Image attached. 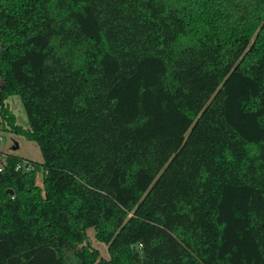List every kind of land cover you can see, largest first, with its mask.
Returning a JSON list of instances; mask_svg holds the SVG:
<instances>
[{
  "label": "trees",
  "instance_id": "obj_1",
  "mask_svg": "<svg viewBox=\"0 0 264 264\" xmlns=\"http://www.w3.org/2000/svg\"><path fill=\"white\" fill-rule=\"evenodd\" d=\"M0 116V264H264V0H0Z\"/></svg>",
  "mask_w": 264,
  "mask_h": 264
},
{
  "label": "rangeland",
  "instance_id": "obj_2",
  "mask_svg": "<svg viewBox=\"0 0 264 264\" xmlns=\"http://www.w3.org/2000/svg\"><path fill=\"white\" fill-rule=\"evenodd\" d=\"M5 103L8 104L9 109L15 116L16 123L24 128L28 127V118L22 104V101L17 94L9 95ZM4 122H1L0 116V149L3 151L14 153L18 156L32 159L34 161H41L42 154L38 144L26 138L22 134L15 133L9 129H4ZM36 183L41 185V177L38 173L36 176ZM90 244L99 250L103 257H108L107 247L104 242L98 241L94 237L93 228L87 229Z\"/></svg>",
  "mask_w": 264,
  "mask_h": 264
},
{
  "label": "built area",
  "instance_id": "obj_3",
  "mask_svg": "<svg viewBox=\"0 0 264 264\" xmlns=\"http://www.w3.org/2000/svg\"><path fill=\"white\" fill-rule=\"evenodd\" d=\"M4 157H5V154H4V153H0V170H1L2 167H3L2 162L5 161ZM24 168H25L26 170H29L31 167H30L29 165H27L26 167L24 166Z\"/></svg>",
  "mask_w": 264,
  "mask_h": 264
},
{
  "label": "water",
  "instance_id": "obj_4",
  "mask_svg": "<svg viewBox=\"0 0 264 264\" xmlns=\"http://www.w3.org/2000/svg\"><path fill=\"white\" fill-rule=\"evenodd\" d=\"M9 191V193H12V190L10 189V190H8Z\"/></svg>",
  "mask_w": 264,
  "mask_h": 264
}]
</instances>
